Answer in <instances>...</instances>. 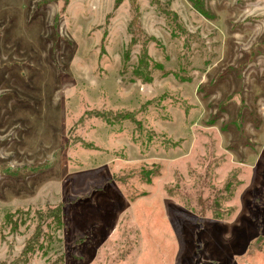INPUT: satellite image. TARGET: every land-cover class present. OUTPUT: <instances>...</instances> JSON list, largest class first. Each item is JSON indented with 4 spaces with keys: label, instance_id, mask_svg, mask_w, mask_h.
<instances>
[{
    "label": "rangeland",
    "instance_id": "1",
    "mask_svg": "<svg viewBox=\"0 0 264 264\" xmlns=\"http://www.w3.org/2000/svg\"><path fill=\"white\" fill-rule=\"evenodd\" d=\"M137 2L0 0V264H264V0Z\"/></svg>",
    "mask_w": 264,
    "mask_h": 264
},
{
    "label": "trees",
    "instance_id": "2",
    "mask_svg": "<svg viewBox=\"0 0 264 264\" xmlns=\"http://www.w3.org/2000/svg\"><path fill=\"white\" fill-rule=\"evenodd\" d=\"M125 0H115V6L114 8L117 9L118 7H120V5L124 2ZM130 2V6H131V10H132V24L133 26L136 28L135 30H137V33L142 32V28L141 25L139 23V5L137 0H128ZM194 8L196 10H198L201 13L205 12V5L203 0H189ZM144 62V61H143ZM233 187L232 183H228L226 185V190L229 191L230 194H232L234 192V189L231 188ZM204 209V208H203ZM202 209V212H204L205 210ZM213 211L217 214V216H221L222 212H221V205L219 204V202H216V204H214L213 206Z\"/></svg>",
    "mask_w": 264,
    "mask_h": 264
}]
</instances>
